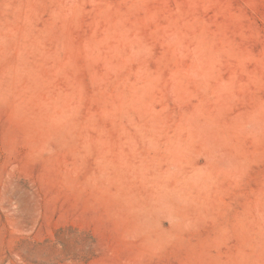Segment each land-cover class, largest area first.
<instances>
[{
	"label": "rangeland",
	"instance_id": "obj_1",
	"mask_svg": "<svg viewBox=\"0 0 264 264\" xmlns=\"http://www.w3.org/2000/svg\"><path fill=\"white\" fill-rule=\"evenodd\" d=\"M0 264H264V0H0Z\"/></svg>",
	"mask_w": 264,
	"mask_h": 264
}]
</instances>
